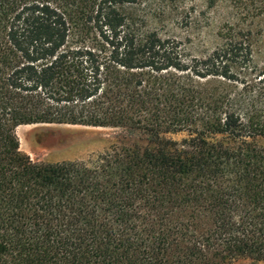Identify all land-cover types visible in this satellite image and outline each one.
Returning <instances> with one entry per match:
<instances>
[{
    "label": "trees",
    "instance_id": "16d2710c",
    "mask_svg": "<svg viewBox=\"0 0 264 264\" xmlns=\"http://www.w3.org/2000/svg\"><path fill=\"white\" fill-rule=\"evenodd\" d=\"M149 1L0 0V264L264 263V69L245 23L254 10L264 32V0H230L203 56L159 33ZM34 124L141 145L34 163L16 135Z\"/></svg>",
    "mask_w": 264,
    "mask_h": 264
},
{
    "label": "rangeland",
    "instance_id": "374dc122",
    "mask_svg": "<svg viewBox=\"0 0 264 264\" xmlns=\"http://www.w3.org/2000/svg\"><path fill=\"white\" fill-rule=\"evenodd\" d=\"M247 5L256 8L258 0ZM149 7L156 11L153 15L154 27L164 37L178 40L188 56H203L211 51L218 42L217 33L224 24L236 17L230 0H178L182 9L169 13L163 12V3L149 1ZM245 2V1H244ZM252 3V4H251ZM161 8L157 10V8ZM254 8V9H255ZM245 23H252L253 61L259 69H264V32H259V18L254 10ZM16 135L19 150L34 163H59L63 161H84L90 157L110 150L114 145H123L124 140L137 141L141 145V136L124 135L120 129L81 127L70 125L34 124L18 127ZM172 141L180 142L187 138L185 132L168 134ZM256 145L264 147V137L254 140ZM233 264H264L250 259H239Z\"/></svg>",
    "mask_w": 264,
    "mask_h": 264
}]
</instances>
